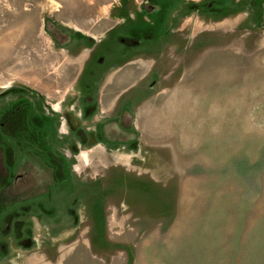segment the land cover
I'll return each mask as SVG.
<instances>
[{
	"label": "rangeland",
	"instance_id": "374dc122",
	"mask_svg": "<svg viewBox=\"0 0 264 264\" xmlns=\"http://www.w3.org/2000/svg\"><path fill=\"white\" fill-rule=\"evenodd\" d=\"M0 264H264V0H0Z\"/></svg>",
	"mask_w": 264,
	"mask_h": 264
},
{
	"label": "flooded vegetation",
	"instance_id": "af4514ba",
	"mask_svg": "<svg viewBox=\"0 0 264 264\" xmlns=\"http://www.w3.org/2000/svg\"><path fill=\"white\" fill-rule=\"evenodd\" d=\"M89 76L95 77V76H96V75H95V72H91V71H90ZM88 82H89V81H88ZM92 83H93V82H92ZM89 100H90V99H89ZM86 108H87L86 110H89V109L91 110V109H92V107H89V108L86 107ZM89 113H90V112H89ZM91 114H93V111H92ZM67 120H68V119H67ZM72 123H73V125L75 126V128H74V130H73V131L75 132V131H77V130L79 129V127H78V125H76L75 122H72ZM90 134H92V133H91V132H88V135H90Z\"/></svg>",
	"mask_w": 264,
	"mask_h": 264
}]
</instances>
